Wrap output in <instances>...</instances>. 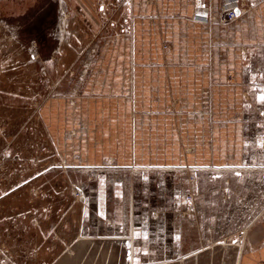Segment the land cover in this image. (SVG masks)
Segmentation results:
<instances>
[{"label":"rangeland","instance_id":"rangeland-1","mask_svg":"<svg viewBox=\"0 0 264 264\" xmlns=\"http://www.w3.org/2000/svg\"><path fill=\"white\" fill-rule=\"evenodd\" d=\"M73 1L0 0V264H132L143 250L164 255L173 232L182 254L241 247L264 218V168L145 167L143 159L109 156L87 165L54 141L42 115L46 100L64 89L74 105L79 66L101 63L103 39L130 29L133 0H95L96 25L67 8ZM89 71L95 86L101 71ZM176 105L172 98L165 110L178 115ZM157 131L135 133L138 157L150 147L165 153L174 138L190 155L194 135Z\"/></svg>","mask_w":264,"mask_h":264},{"label":"crops","instance_id":"crops-1","mask_svg":"<svg viewBox=\"0 0 264 264\" xmlns=\"http://www.w3.org/2000/svg\"><path fill=\"white\" fill-rule=\"evenodd\" d=\"M223 1L200 0L202 6L197 0L130 1L129 33L108 35L100 45L101 63L86 70L79 66L74 105L64 89L65 94L46 100L42 115L54 141L66 154L75 150L70 157L76 155L87 165L109 156L124 164L143 159L140 165L145 167L264 168V103L259 99L264 80L256 75L264 69V0H226L240 9L232 19L205 22L195 13L207 7L217 14ZM71 7L96 25L95 0H74L68 2ZM165 44L172 46L165 50ZM95 70L101 73L94 86L85 74ZM95 90L102 95L99 99L87 95ZM172 98L178 115L165 110ZM148 126H156L158 135L170 130L178 137L194 135L190 155L183 156L181 139L174 138L177 147L163 154L150 147L138 157L134 135ZM198 137L205 139L199 142ZM172 236L164 255L143 250L132 264H264V218L247 229L241 247L196 248L182 254V240L174 232Z\"/></svg>","mask_w":264,"mask_h":264},{"label":"built area","instance_id":"built-area-1","mask_svg":"<svg viewBox=\"0 0 264 264\" xmlns=\"http://www.w3.org/2000/svg\"><path fill=\"white\" fill-rule=\"evenodd\" d=\"M149 2H152L153 0H147ZM233 2H238V1H243V0H232ZM196 14L201 16V19L205 22H211L215 19H217L218 17L221 19H232L234 17H236V13H235V8L230 7L229 3L226 2V0H224L221 4L220 10L218 12V14H212L209 12V9L207 7H201L196 11Z\"/></svg>","mask_w":264,"mask_h":264},{"label":"snow or ice","instance_id":"snow-or-ice-1","mask_svg":"<svg viewBox=\"0 0 264 264\" xmlns=\"http://www.w3.org/2000/svg\"><path fill=\"white\" fill-rule=\"evenodd\" d=\"M197 3H198V6H202L200 5V0H197ZM235 13L237 16L240 15V9L238 7L235 9ZM256 75H258L260 79L264 80V69L256 70ZM259 99L262 103H264V89L261 90V95L259 96ZM260 147L264 148V141L261 142ZM236 175L239 176L240 173H236Z\"/></svg>","mask_w":264,"mask_h":264}]
</instances>
